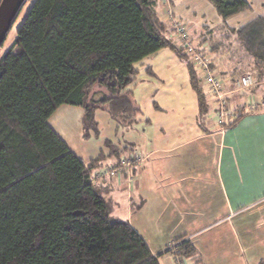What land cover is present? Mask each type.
Masks as SVG:
<instances>
[{
    "label": "trees",
    "instance_id": "16d2710c",
    "mask_svg": "<svg viewBox=\"0 0 264 264\" xmlns=\"http://www.w3.org/2000/svg\"><path fill=\"white\" fill-rule=\"evenodd\" d=\"M210 2L225 21L252 8L250 0ZM232 34L245 54L231 74L233 86L245 74L255 85L254 77L264 74V10L231 28L213 50L225 49ZM180 44L158 0H34L15 42L0 56V264H161L128 222L111 216L91 178L94 167L131 155L135 143L107 139V153L86 166L48 118L62 104L81 106L86 137L100 133L99 109L117 129L134 125L141 109L128 87L136 64L162 48L186 62L205 112L198 70ZM211 66L224 89V73ZM96 87L104 91L98 97ZM177 242L176 257L205 264L189 239Z\"/></svg>",
    "mask_w": 264,
    "mask_h": 264
},
{
    "label": "crops",
    "instance_id": "0c3cea01",
    "mask_svg": "<svg viewBox=\"0 0 264 264\" xmlns=\"http://www.w3.org/2000/svg\"><path fill=\"white\" fill-rule=\"evenodd\" d=\"M168 2L172 4L171 0H161L165 21ZM261 7L264 10V3ZM228 20L218 24L221 37L219 33L215 38L202 35L193 38L194 43L204 46L218 73H224V91L233 108L264 102V74L254 77L255 85L250 89L233 86L231 74L240 69L245 55L239 43L232 56L224 52L228 46L213 50L215 44L229 38L233 26ZM143 60L146 63L141 74L138 72L143 74L140 87L152 80L159 82L152 95L153 114L155 121L169 130L157 132L150 144L143 145L147 152L139 155L142 160L127 173L93 180L107 200L111 216L128 222L152 254L160 255L161 264H177L174 249L167 250L182 237L194 244L198 250L195 257L205 264H262L264 108L240 113L233 123L222 126L216 97L201 81L207 108L202 112L186 62L174 50L162 48ZM133 96L135 99V93ZM173 107L175 112L165 114ZM146 122L151 121L148 118ZM137 145L131 155L136 154ZM81 159L86 166L92 161ZM112 164L94 167L91 176ZM182 260L185 264L194 262L191 258Z\"/></svg>",
    "mask_w": 264,
    "mask_h": 264
},
{
    "label": "rangeland",
    "instance_id": "374dc122",
    "mask_svg": "<svg viewBox=\"0 0 264 264\" xmlns=\"http://www.w3.org/2000/svg\"><path fill=\"white\" fill-rule=\"evenodd\" d=\"M168 4H165V9L170 8L176 16V20L181 22L191 32L194 39H198L202 35H212L213 38L217 37L220 26L219 22L222 21V17L218 14L217 10L210 2V0H171ZM252 8L229 18V24L236 27L242 25L248 20L253 19L255 16L262 14L264 0H250ZM34 0H25L18 15L15 17L11 29L9 30L7 37L0 48V56H2L13 45L16 39L17 31L26 18L28 12L31 9ZM161 0H158V10H160V16L163 18L161 9ZM262 12V13H261ZM166 12H164L165 14ZM231 19V20H230ZM221 23V22H220ZM209 31V32H208ZM218 34V35H219ZM230 44L226 43L228 48L224 51L229 53L230 56L236 53L237 39L232 34L230 37ZM137 63L138 72L141 74V68L143 64ZM136 76V80L128 88L135 93V99L139 103L141 114L138 118V122L130 127H119L117 129L115 121L104 110L99 109L96 111V119L99 122V135L90 133L89 137H86V133L83 128V113L84 110L81 106H75L70 104L60 105L48 118V124L56 131V133L69 145L72 151H74L79 157L86 160L89 163V159L96 158L103 150L107 153L105 142L107 139L112 141H131L137 142L136 154L142 155V152H147L143 145L152 142L153 137L160 132L161 134L168 133L169 126L164 127L163 124H159L155 121L153 114L155 88L157 87V80H152L150 85L140 87L142 84V75ZM95 90V91H94ZM92 91L96 93V97L102 93L101 89L96 87ZM104 92V91H103ZM175 108L166 109L165 114L175 112ZM150 119V123H147V119ZM113 163V161L109 162ZM121 199V198H120Z\"/></svg>",
    "mask_w": 264,
    "mask_h": 264
},
{
    "label": "built area",
    "instance_id": "2783aa9c",
    "mask_svg": "<svg viewBox=\"0 0 264 264\" xmlns=\"http://www.w3.org/2000/svg\"><path fill=\"white\" fill-rule=\"evenodd\" d=\"M167 20L172 24L175 30V34L180 38V47L183 52L188 56V59L196 66L200 79L205 83L212 94L216 97L218 101L217 106V116L218 122L222 126H227L233 123L243 112H255L264 108V102H250L242 106L233 108L228 99L227 95L223 89V84L221 79L217 76L215 69L211 66V61L207 51L203 48H199L192 42L190 33L185 25L176 20L173 11L168 8L166 10ZM254 86V79L250 74L242 75L237 82V90L250 88ZM239 108V109H237ZM141 156L136 154H128L116 164L105 165L102 169L96 172L94 178L91 176L92 180L102 177H116L122 173H127L135 164L141 161ZM94 182V181H93ZM179 243L177 242L170 249H174ZM177 264H185L181 259L177 257Z\"/></svg>",
    "mask_w": 264,
    "mask_h": 264
},
{
    "label": "water",
    "instance_id": "95a60500",
    "mask_svg": "<svg viewBox=\"0 0 264 264\" xmlns=\"http://www.w3.org/2000/svg\"><path fill=\"white\" fill-rule=\"evenodd\" d=\"M25 0H1L0 2V48L3 45L15 17Z\"/></svg>",
    "mask_w": 264,
    "mask_h": 264
}]
</instances>
